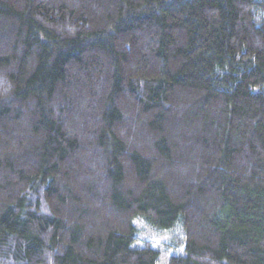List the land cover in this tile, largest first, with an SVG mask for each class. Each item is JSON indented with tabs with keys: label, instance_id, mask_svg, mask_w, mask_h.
Segmentation results:
<instances>
[{
	"label": "trees",
	"instance_id": "obj_1",
	"mask_svg": "<svg viewBox=\"0 0 264 264\" xmlns=\"http://www.w3.org/2000/svg\"><path fill=\"white\" fill-rule=\"evenodd\" d=\"M168 249L264 264V0H0V264Z\"/></svg>",
	"mask_w": 264,
	"mask_h": 264
},
{
	"label": "rangeland",
	"instance_id": "obj_2",
	"mask_svg": "<svg viewBox=\"0 0 264 264\" xmlns=\"http://www.w3.org/2000/svg\"><path fill=\"white\" fill-rule=\"evenodd\" d=\"M172 237H174V236H172V234H170V233L168 234L167 232L166 233L163 232V233H161V235H159L157 240L161 242L163 240L172 239ZM171 253H172V249H168L167 251H165L164 258L162 259L160 264H169L168 259H169V256L171 255Z\"/></svg>",
	"mask_w": 264,
	"mask_h": 264
}]
</instances>
